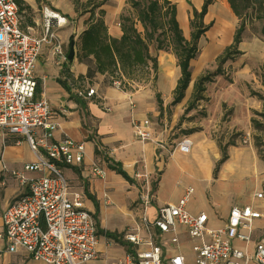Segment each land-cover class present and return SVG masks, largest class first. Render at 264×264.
I'll list each match as a JSON object with an SVG mask.
<instances>
[{
	"label": "built area",
	"instance_id": "obj_1",
	"mask_svg": "<svg viewBox=\"0 0 264 264\" xmlns=\"http://www.w3.org/2000/svg\"><path fill=\"white\" fill-rule=\"evenodd\" d=\"M52 15L57 17L47 16L42 34L36 36L21 29L15 2L0 0V143L10 136H22L36 158L15 171L6 168L0 151V175L18 180L25 190L0 214V255L19 254L24 261L39 264H89L103 255L98 251L99 234L84 207L83 193L73 190L62 172L81 166L85 144L67 137L55 140L58 116L45 99L36 98L34 69L42 48L48 45L62 62L67 60L50 19L55 20L56 28L65 21ZM112 84L116 89L120 86L118 81ZM93 95V89L86 93L87 97ZM129 105L134 107L132 101ZM132 129L138 141H153L147 119L133 122ZM241 143L248 145L249 136ZM191 147L187 137L176 145L183 154ZM92 174L104 177L95 165ZM150 192L145 183L139 195L143 213L153 198ZM193 192L191 187L185 188L175 203L160 206L153 220L143 214L120 239L105 238V248L122 249V257L112 264H264V215L251 207H233L224 225L213 229L206 214L187 210ZM256 197L260 199L262 194ZM182 241L191 242L190 258L182 253ZM248 245H252L251 252Z\"/></svg>",
	"mask_w": 264,
	"mask_h": 264
},
{
	"label": "rangeland",
	"instance_id": "obj_2",
	"mask_svg": "<svg viewBox=\"0 0 264 264\" xmlns=\"http://www.w3.org/2000/svg\"><path fill=\"white\" fill-rule=\"evenodd\" d=\"M65 1L73 4L74 11L75 2H77V11L75 12L74 17L76 18V21L80 20L83 26L89 20V11H92L94 17H97L99 14V9H95L93 5L95 3H99L101 0ZM168 1L176 5L177 15H179L178 17H180L181 21L180 28L183 37L185 38V40L188 41L190 34L189 18H191V10L194 9L199 11L204 0ZM25 4L27 5V3ZM105 5H108V10L110 12H113V19H115V12L120 13V15L132 14L127 0H120L115 4L105 3L102 7H104ZM45 9H51L45 0H40L37 3L34 0V5L32 9L30 7L28 9H23L19 14L21 29L27 30L25 28L27 26H30L29 20H33L35 18L41 20L42 11H45ZM114 22L116 23V20ZM210 23L211 27L206 33H204V35L198 41L199 53L196 58L191 61L190 71L193 80L197 79L200 76L210 77V81L205 84L206 92L208 93L212 92V89L227 88L230 86L231 92L233 93L230 95V97L236 99L237 106H234L233 104L231 112L229 113L224 112L225 110L229 109V106H222V117L219 121L218 115L220 113L218 114L217 111L216 114H214L213 111H210L209 114H207L208 108L205 107L209 103L208 100L205 98L206 95H202L203 99L195 103L192 108H188L190 104V99L188 101L182 100V102H180L178 105L171 106V88L173 87V83L169 84L168 82H165V84H162L160 82L161 80L158 79L159 68L156 75L152 74V72H149L148 74H143L140 77L139 82L124 81L120 84L119 88L117 89L112 84L115 79H112L110 76H96L95 78L98 79L94 78L91 81H88L87 79H79V76L76 79L71 76L66 78L65 76L64 79L66 84H68L70 90L75 92L76 95L78 91L85 92L90 88L95 89L100 86H103L107 89H113L122 92H130L134 90L143 89L145 90V92H147L146 100L151 99L158 112V115L153 119L149 116L147 117V120L154 125L156 131L161 132L164 129L172 128L169 134L170 138H173V135H175L176 137H178V139L183 135H186L188 131L196 132L191 138L193 141H196V139L200 138L199 136H202L204 134L205 136L217 141V145L221 150L222 156L225 155L224 150L227 146V144L223 145L225 141L232 143L239 142L238 144H240L244 136H249V144H242L245 146L242 150L246 152V154L242 153L241 155H239V158H235V160L232 161L240 162L242 163V166L244 168L248 169V173H246L244 176H242L237 170H235L236 168H233L232 166L229 170H223L224 165L220 167V172L218 173V175H214L212 173L211 167H213V164L215 162L213 163L212 155L208 152L206 154L207 161L209 164L210 179L208 181L198 180L200 178H206L205 171L207 168L205 166L207 164L206 162H204V168L202 169V173L198 172V167H196V163L198 161L201 163V157L203 158L204 156L201 155V151L199 148H195L194 146H192L188 154H183L184 157L182 156L180 157V159H175L176 163L181 166L186 171V173H184L183 176L180 175V171H177L175 173L173 171L172 173H167L166 179L164 180V184L159 188V192L157 194L158 199L166 200L172 199L174 197L177 198L180 195L182 196L184 189L187 187H191L194 192L188 200L187 207H189L190 205H192V208L204 207V211L206 212L205 214H207L208 217L215 215V218L209 217L208 225L210 227L218 228L222 227V222L220 219L225 216V211L229 207V205L235 204L236 202L240 201L243 204H249L251 208L257 207L256 209L259 211H261V208L264 207V183L258 184L257 181H255L254 179L252 158L253 155L250 154V146L254 147V145L258 143V147H254V149L259 154V156L264 159V135L262 133L263 131H256L251 124V120H254L258 124H260L261 127L264 128V87L262 86V82L264 81V35L259 32V27L257 24H247L244 29V32L242 33L241 43L233 50L236 51L238 54L231 55L232 59L228 60L220 66L216 61V58L222 54L226 47L231 45L234 30L237 26V20L232 16V13L228 8V5L225 0H215L214 3L208 7L207 14L203 18V24L208 25ZM223 24L228 25L226 26L227 36L224 39L215 38L216 44L213 45V32H215L217 28ZM136 25L138 30L142 32L143 29L141 28V26L138 23ZM72 28H74L73 25L71 26V29ZM53 31L58 37V30L54 28ZM79 34L80 33H78V30L75 29L69 35V37L71 36V38L66 39L65 42L60 41L58 37L60 43L62 44V48L65 55L68 51V44L70 40L74 42L73 59L76 58L78 64L80 63L76 56L78 53ZM150 52L152 55H157V53L154 51L153 45L150 46ZM160 52H164L170 56H173L171 48L169 46L164 51ZM53 59L59 62L58 68L61 70V72H66V62L68 61L65 60L62 62L56 56L53 57ZM38 64V72L36 68L35 72L38 77H41V73L39 71L44 70L47 65H45L42 59L38 61ZM169 67H171L172 69L170 77L176 79V77L179 76V71L176 64H174L173 67L172 63V66L170 65ZM218 71L220 72V74L216 75ZM46 75H48V73ZM47 81H52L53 83H55V80L52 79L50 75H48ZM59 88L63 89L62 85ZM246 92L248 94V99H246L244 103L248 104L249 107H252L249 112L251 119L250 124H248L247 119L245 117L241 119V116H239L238 123L236 120H234V122H236V127H230L226 124L229 121L226 118L227 116L232 115L235 119V117L239 113V105L241 106L240 100L244 98V96H246ZM66 101L67 99L60 100V104L65 105ZM147 103L149 104V102ZM215 117L216 121L214 120ZM86 146L87 148H89L91 144L87 143ZM242 150H240V152ZM0 151H2V153L6 151L9 153H7L8 155L5 157L4 163L6 166L9 165L11 168L13 167L12 170L15 171H20L25 163L33 162L36 160L35 156L30 151L27 143L25 142L22 136H10L5 138L4 142L0 143ZM229 152L232 153V150H229ZM169 161L170 163H172L173 166L172 159H161L160 169H163L164 164L169 163ZM261 162L264 163V161ZM257 164L258 166H260L259 163ZM254 165L256 166L255 163ZM164 169L167 170V166H165ZM62 172L63 175L66 177L68 171L63 170ZM104 172L105 174L102 179H104L105 177L107 181L109 180V177L113 179V181L109 185L111 189L107 192L111 203L109 205H105L103 203V199L101 200L99 218L104 227L112 230L122 231L123 229L125 230L126 227L131 226L133 222H138L140 220L142 214V206L140 203L137 204L136 201L135 204L137 205H135V207H131V202L134 201L136 197L135 189H126L128 183H126L119 175H116L114 172L109 173L110 171L107 169ZM188 174L190 175V177L188 176ZM31 176L33 177L35 175ZM9 178L11 180H9ZM137 180H139V187L144 186V182H146L151 191L150 194L153 195L154 191L152 190L151 184L152 182H155L156 176L150 177L148 181H144V179L142 180V178ZM140 181L143 182L140 183ZM9 182H12L15 186L21 187L19 185L18 180L12 177H8L4 185H0V189L8 188ZM139 191L141 192V188H139ZM257 193H261L262 198L258 199L256 197ZM15 195V197L13 196L9 199L10 203L22 196V194ZM0 197L3 198L1 193ZM155 204V200L151 199L147 211V216L149 219H151L152 217V210L153 208H155ZM87 205L90 208L88 203ZM217 205L220 209L216 207ZM92 217L97 227V216ZM115 234L119 239L122 236L121 232L120 234ZM118 242H120V240ZM235 244L238 247L244 248L243 244ZM117 245L121 246L122 244L119 243ZM190 246L191 242L189 241H182L180 243L182 253L189 258L191 257ZM251 250L252 245H248V251L251 252ZM119 253H121L120 248L109 247L107 252V258L105 260L108 261ZM105 260H101L99 262L94 263L92 262L89 264H104L106 262ZM28 264L38 263L29 261Z\"/></svg>",
	"mask_w": 264,
	"mask_h": 264
},
{
	"label": "crops",
	"instance_id": "obj_3",
	"mask_svg": "<svg viewBox=\"0 0 264 264\" xmlns=\"http://www.w3.org/2000/svg\"><path fill=\"white\" fill-rule=\"evenodd\" d=\"M25 3H27V6L32 9L34 5V0H23ZM48 6H50V10L45 9V11H42V18L41 20L33 19L29 20L30 26H27L25 29L31 30V33L40 36L42 34L43 28L45 26V23L47 21L48 12L57 14L59 18L64 19V25L63 21H61V26L57 27L55 26V20L50 19V23L53 26V29L56 28L58 30V37L60 41L65 42L66 39L71 38L69 35L76 29L78 30V33H81L88 25V22L85 23V25H82V22L80 20L76 21L75 11L73 4L70 2H67L65 0H45ZM120 0H108L106 3L115 4ZM108 6V5H107ZM106 5L102 7L101 9L104 11L105 15L103 17L104 23L107 27L108 35L112 38H119L121 36L119 23H118V16L120 13L115 12V19L112 17V13L108 10V7ZM206 16V15H205ZM233 16V15H232ZM234 17V16H233ZM116 20V23L114 22ZM74 26V28L71 29V26ZM71 29V30H70ZM72 31V32H71ZM40 32V33H39ZM72 41V40H70ZM70 43V42H69ZM69 45V44H68ZM74 45V42H73ZM55 55L52 52V48L48 45H45L38 58H37V65H35V68L38 72L39 64L38 61L41 59L47 65L44 70H40L41 77H38L35 69H34V77L37 82V86L39 88L38 94H36V98L45 99L51 109L57 114L58 116V123H59V130L55 133L54 139L60 140L61 138L67 137L70 138L73 141L77 142H83L85 144V157L83 160V163L79 167H72V168H64L63 170L68 171L67 176L65 177L69 183V185L73 188L75 191H79L83 193L84 195V207L85 209L92 215L97 216V226L98 229L103 232H109V233H123L126 229L133 227L138 222H133L131 226H128L123 231H117L108 229L103 226L100 218H99V211H100V205L101 200L103 199V203L105 205H109L111 203L108 191L111 189L109 185L113 181L111 177H109V180L107 181L106 177L104 179L96 177L92 174V166L95 165L99 169H101L103 172L107 169V163L105 160H110L111 162L115 164H119L122 168V170L127 174V176L130 178L131 183H128L127 188L128 190L135 189V200L131 202V207H135L139 203V195L140 191L139 188V180L142 178L144 181H148V179L152 176H156V188L153 193V200H155V208L152 210V217L151 219L147 216L148 208L146 209L145 213H143L149 220H153L156 217V211L157 209L167 203H175L180 196L177 198L174 197L172 199H166V200H160L158 199V192L160 186L164 184V180L166 179L167 173H172V171L175 173L177 171H180V175L183 176L186 171L179 166L176 163L175 159H180V157H184L183 153H180L176 149L177 143L182 140L184 137L189 138L192 141V146L195 148H199L201 151V155L204 157H201L202 162L199 161L196 163V167H198V172L202 173V169L204 168L203 164L206 162V178H200L198 180H204L208 181L210 179L209 177V164L207 161V154L211 153L212 160H213V167L212 173L214 172L215 164L219 161L222 153L220 148L217 145V141L213 140L210 137L205 136L204 134L202 136H199L200 138L196 139V141H193L191 138L194 136L196 132H190L188 131L186 135H183L178 139L175 135H173V138H170L169 134L172 130V128L164 129L163 131L159 132L155 130V127L153 124H151V132L153 141L152 142H140L138 141L134 135H133V129H132V123L133 122H140L142 120H146L149 116L150 118H154L158 115L157 109L155 105L153 104L152 100H146L147 92L143 89L134 90L130 92H122L117 91L113 89H107L103 86H100L98 88L93 89L95 92V95L91 97H87L86 93L89 90H86L83 93V97L78 96L73 92L72 90L67 91L63 90L62 88H59L60 81H65L64 77H73L76 79L78 76H83L86 72V67L83 64H78L76 58H74L72 61H68L67 63V70L66 72L62 73L59 67V62L53 59ZM157 62H158V68H159V76L158 79L161 80L160 82L162 84H165V82H168L169 84L173 83V87L171 88V94L173 92V89L175 87L176 81L178 79V76L176 79L170 77V73H172L171 67L173 63L176 64L175 58L173 56L168 55L164 52H158L157 55ZM63 63V64H66ZM51 76L52 79L55 80V83L52 81H47L48 75ZM161 75V76H160ZM102 77V76H97ZM98 79V78H95ZM174 79V80H173ZM196 80V79H195ZM192 78V74L190 77V83L185 91L183 100L188 101L192 94V86L194 81ZM60 85V86H59ZM68 85V84H67ZM91 89V88H90ZM233 94L231 92L230 86L227 88H219V89H212V92L208 93L206 92V88L203 96L206 95V99L208 100V105L205 108H208L207 114H209L210 111H213L214 114L217 113L218 115V121L221 120V111L222 106H229L228 110H225L224 112L229 113L231 112L232 105L234 106L236 104V99L231 98L230 95ZM246 96L242 98L241 106L239 105L238 108V115L235 117L230 115L227 116V120H229L226 124L230 127H236V122L238 123V118L241 116V119L244 117L247 119L248 124H250V110L252 107H249L248 104H245L244 101L248 99L247 92L245 93ZM204 98V99H205ZM67 99L66 104L62 105L60 104V100ZM203 99V97H202ZM129 101H132L134 103V107L131 108L129 105ZM149 102V104L147 103ZM182 102V101H181ZM257 107V106H255ZM105 108H109L110 111H105ZM240 109V110H239ZM216 121V117L214 119ZM90 143L91 146L87 148L86 144ZM239 142H227L225 141L223 143L227 144L224 152L226 155V160L222 163L220 167H223V170H229L231 169V166L233 168H236L242 176H244L246 173H248V169L244 168L242 166V163L240 162H232L235 160V158H239L242 153H245L242 149L245 147L240 144ZM224 147V146H223ZM241 147V148H240ZM192 148V147H191ZM250 154L253 155V176L255 181L257 183H264V163L259 161L257 152L254 149V147L250 146ZM95 150L97 153L95 154ZM229 150H232V153L229 152ZM240 150H242L240 152ZM11 151V150H9ZM190 152V151H189ZM8 152H3V158L9 154ZM188 154V153H187ZM232 158V159H231ZM3 159V161H4ZM161 159L170 160L172 159V163H165L163 169H160V162ZM231 159V160H230ZM217 160V161H216ZM230 160V161H229ZM229 161V162H228ZM228 162V163H227ZM256 164V166L254 165ZM260 166H258V164ZM5 164V163H4ZM26 164V163H25ZM106 164V166H105ZM226 164V165H225ZM6 166V165H5ZM11 170L12 168L7 165ZM6 166L7 169H9ZM165 166H167V170H165ZM220 167L216 173V176L220 172ZM110 171V170H109ZM113 171H110L111 173ZM105 174V172H104ZM8 175H0V185H4L5 181L8 179ZM28 176H31L28 174ZM190 177V175L188 174ZM137 178V179H136ZM9 180H11L9 178ZM2 182V183H1ZM143 181H140V183ZM120 183V182H119ZM146 183V182H144ZM137 185V186H136ZM139 187V188H138ZM185 190V189H184ZM184 192V191H183ZM0 193L3 196L0 200V214L6 209V207L10 204L9 199L13 196L15 197V194H25V190L23 187L15 186L12 182H9L8 188L0 189ZM137 201V204L135 202ZM87 203L89 204L90 208L88 207ZM219 208V206H216ZM237 207V208H243V207H251L249 204H243L240 201L236 202L235 204L229 205V207L225 211V216L222 217L221 222L222 226L224 225L226 218L228 216V212L231 208ZM187 210L192 214L197 213H206L204 210V207H193L190 205L187 207ZM257 208V207H256ZM256 208H252L254 211L260 212L262 215H264V207L261 208V211L257 210ZM215 209V208H214ZM220 209V208H219ZM208 221L209 217L215 218V215L209 216L206 214ZM141 219V218H140ZM210 227V226H209ZM213 229H216L214 227H211ZM220 228V227H218ZM99 234V233H98ZM105 236L99 234V246L98 251L103 252V255L99 257V261L105 260L107 258V252L108 248L104 247V241ZM3 244L0 242V250H2ZM121 253L115 255V257L111 258L110 260L106 261L104 264H112L115 263L119 258L122 257V249H120ZM29 261H24L23 257L19 254L15 255H9L2 253L0 255V264H28ZM39 264V263H38Z\"/></svg>",
	"mask_w": 264,
	"mask_h": 264
},
{
	"label": "trees",
	"instance_id": "obj_4",
	"mask_svg": "<svg viewBox=\"0 0 264 264\" xmlns=\"http://www.w3.org/2000/svg\"><path fill=\"white\" fill-rule=\"evenodd\" d=\"M17 5L19 14L23 9L29 7L23 0H13ZM40 0H35L39 2ZM108 0H101L95 3L93 7L99 9V14L94 17L92 11L87 27L78 36V53L79 63L86 67V72L79 79L93 80L96 76H110L114 81L123 83L124 81L139 82L143 74L156 75L158 71V62L156 54L152 55L150 46H154L156 53L164 51L168 46L171 48L172 54L176 60V66L179 76L172 92V100L170 105H178L184 98L187 90L191 71L190 64L199 53L198 41L211 27L203 24V18L207 14L208 7L215 0H204L200 10H191V18H189V40L183 37L181 28L177 20L176 5L168 0H127L132 14L120 15L119 28L121 36L112 38L108 35L107 27L103 17L105 15L101 7ZM232 15L237 20V26L234 30L232 43L224 49L222 54L216 58L221 66L228 60L232 59L231 55L238 54L233 51L240 43L242 33L247 24H257L259 32L264 35V0H225ZM77 2H75V12L77 11ZM93 15V16H92ZM30 23V22H29ZM143 29L140 32L136 24ZM67 55V53H66ZM218 71L216 75H219ZM210 81L209 76L198 77L192 86V94L188 108L202 100V94L205 91V84ZM62 87L70 91L65 81H60ZM264 87V81L262 82ZM39 88L37 86L36 94ZM251 124L256 131H263L256 121L251 120ZM13 137V136H11ZM16 142V141H15ZM258 143L254 145L258 147ZM97 151L95 150V154ZM257 156L259 154L257 153ZM260 161H264L262 157H258ZM226 160V155H221L216 163L213 174L216 175L220 165ZM107 168L119 175L126 182L131 183L130 178L122 170L119 164H115L110 160H105ZM157 182H152V190L156 188ZM97 228V232L106 238H117L116 234L103 232Z\"/></svg>",
	"mask_w": 264,
	"mask_h": 264
},
{
	"label": "bare ground",
	"instance_id": "obj_5",
	"mask_svg": "<svg viewBox=\"0 0 264 264\" xmlns=\"http://www.w3.org/2000/svg\"><path fill=\"white\" fill-rule=\"evenodd\" d=\"M48 14H50L51 16H54V18H56L57 16L56 15H52L54 13H51V12H48ZM179 15H177V20H178V23H179V26H181L180 24V17H178ZM228 25L226 24H223L221 26H219L217 28V30L214 33V39L212 40V44L215 45L216 44V39L215 38H221V39H224L226 36H227V27Z\"/></svg>",
	"mask_w": 264,
	"mask_h": 264
},
{
	"label": "water",
	"instance_id": "obj_6",
	"mask_svg": "<svg viewBox=\"0 0 264 264\" xmlns=\"http://www.w3.org/2000/svg\"><path fill=\"white\" fill-rule=\"evenodd\" d=\"M73 47H74L73 41H70V43L68 45L67 55H66L67 61H71L73 59V56H74Z\"/></svg>",
	"mask_w": 264,
	"mask_h": 264
}]
</instances>
